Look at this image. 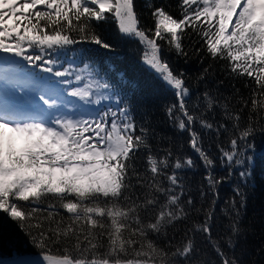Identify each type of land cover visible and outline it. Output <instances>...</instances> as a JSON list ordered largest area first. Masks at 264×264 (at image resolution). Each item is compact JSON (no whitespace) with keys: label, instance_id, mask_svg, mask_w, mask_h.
<instances>
[{"label":"snow or ice","instance_id":"obj_1","mask_svg":"<svg viewBox=\"0 0 264 264\" xmlns=\"http://www.w3.org/2000/svg\"><path fill=\"white\" fill-rule=\"evenodd\" d=\"M145 7L154 27L142 23L137 0H0V215L17 224L39 256L18 264H215L198 235L219 264H240L231 253L242 235L253 141L264 135V0H178V15L154 0ZM109 20L140 46V67L154 86L175 98L164 106L169 126L187 134L198 161L171 143L162 146L168 137L147 114L137 119L126 89L139 85L124 71L94 63L76 68L72 60L64 66L71 46L113 48L95 27ZM190 52L226 61L229 77L246 78L248 96L234 84L231 96L221 93L223 80L215 92L193 96L189 76L166 55L187 59ZM25 64L48 75L27 73ZM210 68L197 80L205 81ZM16 93H25L19 99L31 107L12 100ZM222 134L227 146L217 143L214 156L204 138L219 141ZM201 167L196 198L186 173ZM234 175L240 183L220 210L229 223L214 236L220 187ZM178 224L186 227L174 244L166 238Z\"/></svg>","mask_w":264,"mask_h":264},{"label":"trees","instance_id":"obj_2","mask_svg":"<svg viewBox=\"0 0 264 264\" xmlns=\"http://www.w3.org/2000/svg\"><path fill=\"white\" fill-rule=\"evenodd\" d=\"M154 2L157 5L164 4L167 10L178 15V9L176 7L178 0H154ZM137 8L141 13V21L144 26L154 27L150 10L145 7V0H137ZM95 27L101 38L111 43L113 48L111 50H105L98 45L90 43L91 47L97 49L98 54L92 58L89 64L94 63L98 67L111 65L117 71H124L130 80H135L139 87L134 91L131 89H126V91H128L131 97L130 102L134 106V114L137 119L140 120L144 114H147L152 127H154L158 133L168 137V139L160 142L162 146L167 147L169 143H171L174 152L192 156L198 161L195 153L188 147L187 134L178 133L169 126L168 118L164 112V106L169 102H174L175 98L171 93L155 87L150 76L140 67L139 55L142 51L140 46L133 41L124 39L118 33L116 24L111 20L100 22ZM84 44L85 43H81V45ZM73 47L74 46H71L68 50H71ZM196 47H200V44H197ZM166 55L175 68L182 69L189 76L188 83L193 89V96L198 92H203L205 88L215 92L216 82L220 80H223L224 84L220 86L219 91L225 95L231 96L235 91L232 87L233 84L235 88L239 89V95L247 97L249 94V89L244 87L246 78L237 79L229 77L226 61H213L210 57L205 56L203 52H201L199 56L190 52L187 59L177 58L174 53H166ZM71 57H73V51H70V54L67 55L66 58L62 57V59L65 62ZM202 57L203 62H201ZM209 65H211V68L206 80L198 81V75ZM27 71L39 76L48 75L32 66H29ZM111 78L115 81L114 73ZM239 109L240 105L235 104L234 110ZM242 115L245 118L242 120L243 125L246 123L248 110L245 109ZM219 118V110H217L216 119L219 120ZM204 140L205 147L211 144L212 154L218 156L219 153L216 149V144L220 143L226 147L228 136L222 134L219 141H216L211 136L205 137ZM152 143L154 147L157 146V141L155 139ZM253 143L255 147L250 153V155L253 156V176L248 188L244 189L247 195V204L246 207L241 210L239 216L242 235L238 238L234 253H231L235 255L240 264H264V135H258ZM138 166L141 170L146 167L142 158L138 161ZM225 174L226 172L224 170L217 169V175ZM186 175L188 183L192 187L193 195L199 198L196 186L203 183V168L201 167L198 172H187ZM239 183L238 175H234L231 180L225 182L220 187V199L216 206L217 219L215 222L216 228L213 233L214 236L223 234L225 231L224 226L229 223V220L223 216L220 210L226 207L225 201L235 195L233 188ZM237 199H239V197H237ZM208 200H211L210 194ZM200 203H203L204 207L208 206L206 201H200ZM187 226L190 227V224ZM185 227L186 225L184 224H178L175 229H169V235L166 239L172 240L174 244H179L184 237ZM198 240L200 241L201 248L204 250L205 257L214 261L215 264H219V258L216 257L211 246L207 244V241L199 235ZM159 243L163 245L165 243V238H161ZM16 258L24 261L33 260V258L38 259L39 256L37 250L29 243L28 238L17 224L6 216L0 215V262L8 261L10 262L9 264H18L20 261L15 260Z\"/></svg>","mask_w":264,"mask_h":264},{"label":"rangeland","instance_id":"obj_3","mask_svg":"<svg viewBox=\"0 0 264 264\" xmlns=\"http://www.w3.org/2000/svg\"><path fill=\"white\" fill-rule=\"evenodd\" d=\"M25 95V93H16V95L14 96V98L17 100V101H19V102H21V103H23L22 101H20V99H19V97H22V96H24ZM24 104V103H23ZM27 105V104H26ZM15 260H19V259H15ZM0 264H7V263H0ZM9 264V263H8ZM13 264V263H12Z\"/></svg>","mask_w":264,"mask_h":264}]
</instances>
